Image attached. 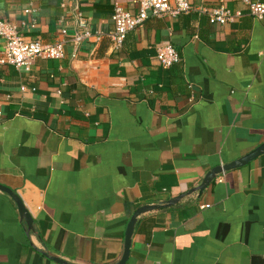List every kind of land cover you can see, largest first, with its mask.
Wrapping results in <instances>:
<instances>
[{
  "label": "crops",
  "instance_id": "0c3cea01",
  "mask_svg": "<svg viewBox=\"0 0 264 264\" xmlns=\"http://www.w3.org/2000/svg\"><path fill=\"white\" fill-rule=\"evenodd\" d=\"M117 1L136 13L137 0ZM113 3L0 0V20L26 42L65 40L63 59L27 72L0 62V185L34 222L29 232L0 191V264H117L138 208L264 144V23L241 0H226L239 15L225 25L209 22L218 0H193L190 14L129 32L119 51ZM79 13L92 34L81 41ZM168 45L182 61L164 69L156 56ZM127 264H264V154L139 217Z\"/></svg>",
  "mask_w": 264,
  "mask_h": 264
},
{
  "label": "built area",
  "instance_id": "2783aa9c",
  "mask_svg": "<svg viewBox=\"0 0 264 264\" xmlns=\"http://www.w3.org/2000/svg\"><path fill=\"white\" fill-rule=\"evenodd\" d=\"M219 5L208 13L211 24L225 25L233 22L239 14H232L226 6V0H218ZM249 9L255 20L264 23V3L253 0H241ZM137 11L132 13L126 10L117 0H114V12L111 20L114 30L110 33L112 48L119 51L123 48L129 32L141 29L150 18H177L188 15L193 10V0H137ZM30 11H26L28 13ZM78 26L82 29V37L90 38L88 23L82 14L76 16ZM67 35L66 31L62 32ZM97 40L102 38V33H96ZM0 39L5 42L4 51L0 62L14 66L17 70L29 71L33 62L37 59L60 60L65 56V40L54 44L41 42H26L18 28L6 21L0 20ZM156 60L164 68H171L182 61L179 53L172 46H164L158 49Z\"/></svg>",
  "mask_w": 264,
  "mask_h": 264
},
{
  "label": "water",
  "instance_id": "95a60500",
  "mask_svg": "<svg viewBox=\"0 0 264 264\" xmlns=\"http://www.w3.org/2000/svg\"><path fill=\"white\" fill-rule=\"evenodd\" d=\"M263 154H264V144L257 147L252 152H250L249 154L243 156L242 158L238 160H235L228 164H224L223 166L220 165V166L213 168L211 171L207 173L202 184L199 187L194 188L193 190H190L186 194H183L169 201L160 203L158 205H146V206L138 208L134 212L130 222L128 223L126 234H125L124 254L121 260L117 264H127V262L129 261L130 253H131L132 237H133L134 230H135L139 217H141L142 215L146 213L155 211V210L173 207L177 205L182 199H184L185 197L193 193L198 192L199 195H202L203 192L218 178V176L225 174L232 170L244 168L248 166L251 162L255 161L257 158L262 156ZM0 191L8 194L11 197V199L17 205L19 216L22 222H24L27 225L29 232L34 231L33 218L28 212V210L25 208L21 199L12 190L2 185H0ZM49 258L58 264H69L68 262L60 258H57V257H49Z\"/></svg>",
  "mask_w": 264,
  "mask_h": 264
},
{
  "label": "trees",
  "instance_id": "16d2710c",
  "mask_svg": "<svg viewBox=\"0 0 264 264\" xmlns=\"http://www.w3.org/2000/svg\"><path fill=\"white\" fill-rule=\"evenodd\" d=\"M174 66V65H173Z\"/></svg>",
  "mask_w": 264,
  "mask_h": 264
}]
</instances>
